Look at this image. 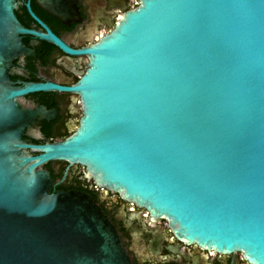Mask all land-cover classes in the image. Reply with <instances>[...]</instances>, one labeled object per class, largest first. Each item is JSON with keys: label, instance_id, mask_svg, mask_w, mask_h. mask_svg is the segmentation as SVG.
<instances>
[{"label": "water", "instance_id": "water-1", "mask_svg": "<svg viewBox=\"0 0 264 264\" xmlns=\"http://www.w3.org/2000/svg\"><path fill=\"white\" fill-rule=\"evenodd\" d=\"M36 1L77 14V0ZM18 6L0 0V264H133L92 195L49 192L51 160L86 166L187 243L264 264V0H140L82 50L26 27ZM24 34L87 52V70L72 86H15L9 67L32 54ZM55 89L81 96L80 125L29 144L44 110L20 98Z\"/></svg>", "mask_w": 264, "mask_h": 264}, {"label": "flooded vegetation", "instance_id": "flooded-vegetation-1", "mask_svg": "<svg viewBox=\"0 0 264 264\" xmlns=\"http://www.w3.org/2000/svg\"><path fill=\"white\" fill-rule=\"evenodd\" d=\"M18 2L16 14L26 27L41 32L49 28L67 46L82 50L110 33L123 14L138 6L140 0H77L76 16L66 21L50 14L36 0ZM22 41L32 54H20L9 67L8 75L15 86L27 82L72 86L89 66L87 52L67 53L30 34L22 35ZM20 103L26 109L44 110L24 131L23 139L29 144L65 140L77 130L84 114L81 96L74 91L33 92L20 98ZM42 168L52 177L49 192L77 190L92 195L116 226L133 264H251L241 252L224 254L179 239L167 218L155 217L147 208L99 186L82 164L51 160Z\"/></svg>", "mask_w": 264, "mask_h": 264}]
</instances>
